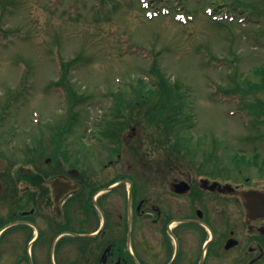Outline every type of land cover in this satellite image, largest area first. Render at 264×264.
Here are the masks:
<instances>
[{
  "label": "rangeland",
  "instance_id": "obj_1",
  "mask_svg": "<svg viewBox=\"0 0 264 264\" xmlns=\"http://www.w3.org/2000/svg\"><path fill=\"white\" fill-rule=\"evenodd\" d=\"M263 72L264 0H0V144L8 147L27 143L40 124L67 126L69 87L76 112L65 139L83 143L109 121L126 137L138 126L139 155L264 154V116L246 108L264 101V90L249 89ZM163 79L175 87L173 104ZM135 90L148 98L138 103ZM117 95L136 108L120 117ZM126 148L119 152L132 154ZM20 238L16 231L6 252L0 246V264H52L39 242L28 248Z\"/></svg>",
  "mask_w": 264,
  "mask_h": 264
},
{
  "label": "flooded vegetation",
  "instance_id": "obj_2",
  "mask_svg": "<svg viewBox=\"0 0 264 264\" xmlns=\"http://www.w3.org/2000/svg\"><path fill=\"white\" fill-rule=\"evenodd\" d=\"M108 126L83 143L49 124L0 144L2 251L18 231L52 264H264L262 152L139 155L138 126Z\"/></svg>",
  "mask_w": 264,
  "mask_h": 264
},
{
  "label": "trees",
  "instance_id": "obj_3",
  "mask_svg": "<svg viewBox=\"0 0 264 264\" xmlns=\"http://www.w3.org/2000/svg\"><path fill=\"white\" fill-rule=\"evenodd\" d=\"M260 70H258L259 72ZM264 74V72H263ZM164 81H166V86L164 87V92L165 94H167L169 96V100L171 102V104L174 103V101L176 100V90H175V87L173 86H170V84L167 82V80L163 79ZM60 84L63 83L62 81L59 82ZM71 87V86H70ZM69 92H70V97H71V100H72V106L74 107L75 103H76V96L74 94V91L72 89H69V87H67ZM249 89H252V90H264V82L263 83H258V84H254V85H251V87H249ZM242 90V89H241ZM137 93H138V96H139V99H140V102L141 101H145L148 96L146 97H143L141 95V92L138 91V90H135ZM125 103L123 102V100H120V102L118 103L119 106H122L124 105ZM249 107L250 109H252L254 112V114L256 116H264V102H260V103H256V102H253V103H250L249 104ZM258 108V110H257Z\"/></svg>",
  "mask_w": 264,
  "mask_h": 264
}]
</instances>
